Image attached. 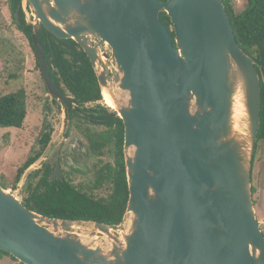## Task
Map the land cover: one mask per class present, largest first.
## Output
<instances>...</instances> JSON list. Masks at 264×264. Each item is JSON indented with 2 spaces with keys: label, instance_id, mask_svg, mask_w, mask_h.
<instances>
[{
  "label": "water",
  "instance_id": "1",
  "mask_svg": "<svg viewBox=\"0 0 264 264\" xmlns=\"http://www.w3.org/2000/svg\"><path fill=\"white\" fill-rule=\"evenodd\" d=\"M22 1L48 95L58 93L37 24L84 50L113 101L129 200L111 226L43 216L0 184V250L21 264H264L252 190L261 78L224 1Z\"/></svg>",
  "mask_w": 264,
  "mask_h": 264
},
{
  "label": "trees",
  "instance_id": "2",
  "mask_svg": "<svg viewBox=\"0 0 264 264\" xmlns=\"http://www.w3.org/2000/svg\"><path fill=\"white\" fill-rule=\"evenodd\" d=\"M11 1V12L14 15L21 0ZM223 1L239 46L257 63L261 78V125L258 138L264 139V0H247L241 12L236 10L234 0ZM161 20L175 38L170 19L161 14ZM25 32L33 48V29L27 26ZM37 39L58 90H66L82 102L103 100L91 62L75 41L59 39L42 25L38 29ZM37 66L40 67L39 64ZM99 112L96 121L104 126V131L88 135L91 149L97 156L111 153L115 157V165L108 163L106 168L100 170L94 178L93 186L89 188L82 184L74 186L67 181L49 182L44 191L32 195L31 204H24L26 207L50 218L96 221L111 226H118L122 222L129 200L124 158V123L110 107L100 106ZM27 115V95L24 89L0 96V127L22 128ZM21 167L16 170L14 183L20 179L23 171ZM0 184L8 188L1 181ZM105 185L109 190L108 195L97 197L94 192L103 190ZM252 190L254 195L256 188L252 187ZM0 255L12 257L1 250Z\"/></svg>",
  "mask_w": 264,
  "mask_h": 264
},
{
  "label": "flooded vegetation",
  "instance_id": "3",
  "mask_svg": "<svg viewBox=\"0 0 264 264\" xmlns=\"http://www.w3.org/2000/svg\"><path fill=\"white\" fill-rule=\"evenodd\" d=\"M11 2V0H6V7L10 12ZM12 19L14 24L18 25H16L17 30L26 38L27 26H30L34 31V26L27 21L22 0L16 14L12 15ZM40 26L36 27L37 33ZM33 51L35 53L34 47ZM37 64H39L38 60L36 67L43 77L41 67H38ZM57 93V95H48L47 90V97L44 99L40 111V122L36 126V129L39 130L36 139L40 135L42 137L36 145H34L36 143L35 139L34 144L27 151L28 157L22 163V167L20 166L23 171L14 189L25 194L27 182L31 180L28 185V193L22 198L23 204H31L32 195L37 191H44L45 185L49 182L67 181L74 184L73 180L77 177L88 175L90 176L89 183L91 185L87 188L92 187L97 173L106 168L108 163L112 165L116 163L115 157L111 153L103 156L94 154L88 137V135L91 136L104 131V126L96 121L100 115V106L108 107L106 102H103L104 98L91 103L78 100L66 90L60 91L57 89ZM100 128H102L101 131ZM263 140L258 138L252 160V175L258 159L260 160L258 157L259 144ZM36 164L38 166L34 168ZM22 177L26 183L22 182L24 184L20 186ZM103 189H106V185Z\"/></svg>",
  "mask_w": 264,
  "mask_h": 264
},
{
  "label": "rangeland",
  "instance_id": "4",
  "mask_svg": "<svg viewBox=\"0 0 264 264\" xmlns=\"http://www.w3.org/2000/svg\"><path fill=\"white\" fill-rule=\"evenodd\" d=\"M234 2L236 10L241 12L244 10L247 0H234ZM23 4L24 8L26 7L27 21L30 20L29 23H33V17L28 19L31 12H28L27 3ZM38 26L39 24L36 25V27ZM20 89L26 91L28 115L22 128L0 127V181L22 202L23 196L28 193V185L31 180L27 182L26 193L23 194L22 191L14 189L18 183H14L15 174L17 168L28 157L27 151L34 144L38 135L39 130L36 129V126L40 122V111L43 101L47 97V89L40 71L37 70L34 51L29 39L17 30L12 14L6 7V0H0V96ZM103 102L105 103V100ZM99 130L101 131L102 128ZM259 146L258 157L260 160L258 159L252 175V187L256 188L253 200L258 222L264 219V140L260 142ZM37 166L38 164L34 168ZM89 179L88 175L77 177L73 180V185L90 186ZM22 182L26 183L25 180L23 181V177L20 180V186L24 184ZM108 193V189L94 192L97 197H106ZM260 226L264 233V224H260ZM0 264L21 263L10 256L0 255Z\"/></svg>",
  "mask_w": 264,
  "mask_h": 264
},
{
  "label": "bare ground",
  "instance_id": "5",
  "mask_svg": "<svg viewBox=\"0 0 264 264\" xmlns=\"http://www.w3.org/2000/svg\"><path fill=\"white\" fill-rule=\"evenodd\" d=\"M104 100L108 105V107L113 108L114 103L107 94L104 96ZM243 116H244V112L243 109L241 108V100L238 98V96H234L231 101L230 118L233 119L237 124H240ZM238 129L242 130V126L240 125Z\"/></svg>",
  "mask_w": 264,
  "mask_h": 264
},
{
  "label": "built area",
  "instance_id": "6",
  "mask_svg": "<svg viewBox=\"0 0 264 264\" xmlns=\"http://www.w3.org/2000/svg\"><path fill=\"white\" fill-rule=\"evenodd\" d=\"M258 223L263 225L264 224V219L262 221H259Z\"/></svg>",
  "mask_w": 264,
  "mask_h": 264
}]
</instances>
